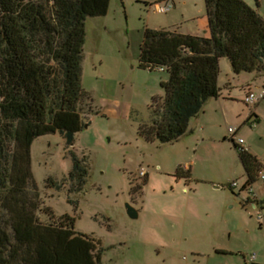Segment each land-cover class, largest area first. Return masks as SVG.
Here are the masks:
<instances>
[{
    "label": "rangeland",
    "instance_id": "374dc122",
    "mask_svg": "<svg viewBox=\"0 0 264 264\" xmlns=\"http://www.w3.org/2000/svg\"><path fill=\"white\" fill-rule=\"evenodd\" d=\"M165 1L176 5L167 14L146 5ZM243 1L264 16V0L259 5ZM205 13V0H111L106 16L86 24L82 83L90 107L84 106L82 116L87 127L72 146L59 133L32 145L42 206L56 219L74 218L77 232L101 242L102 264H264V222L259 219L264 205H244L246 177L226 138L236 124H223L217 141L199 147L191 138L157 147L138 136L151 117L153 100L164 95L161 83L167 79L160 70L140 68L145 30L197 31ZM238 138L257 145L264 165V120L254 127L245 124ZM75 162L80 168L73 180ZM141 168L148 170L147 182L132 194L131 181L141 184L145 177ZM179 168L190 176H177ZM232 182L239 185L233 191ZM254 187L264 202V182ZM127 204L136 209L137 219L129 217Z\"/></svg>",
    "mask_w": 264,
    "mask_h": 264
},
{
    "label": "trees",
    "instance_id": "16d2710c",
    "mask_svg": "<svg viewBox=\"0 0 264 264\" xmlns=\"http://www.w3.org/2000/svg\"><path fill=\"white\" fill-rule=\"evenodd\" d=\"M110 2L0 0V264H102L101 242L77 232L74 218L56 219L42 206L31 149L37 138L53 133L72 146L87 127L86 24L106 16ZM205 5L209 37L144 32L140 68L167 74L164 95L153 100L151 117L139 128L138 136L149 145L181 141L192 120L220 97L221 59L236 75H264V16L243 0H205ZM230 142L247 177L244 187L259 182L263 160ZM78 167L75 162L73 180ZM183 174L191 172L179 168L177 176ZM146 182V176L141 184L132 180L131 193L141 192ZM249 204L257 202L247 199L244 205Z\"/></svg>",
    "mask_w": 264,
    "mask_h": 264
},
{
    "label": "crops",
    "instance_id": "0c3cea01",
    "mask_svg": "<svg viewBox=\"0 0 264 264\" xmlns=\"http://www.w3.org/2000/svg\"><path fill=\"white\" fill-rule=\"evenodd\" d=\"M175 7L176 5L174 3V9ZM199 19L200 23L197 26V31L188 29L181 33L185 35L209 37L210 30L207 11L204 15H201ZM219 64V87L221 88V95L217 99L209 101L203 113L192 120L189 133L183 138H191L193 142L198 144L196 147L208 141H217L219 139L218 128L223 126V124L228 126L235 123L238 127L235 136L238 137L240 129L243 128L245 124L254 127L264 120V98L250 104L245 101L249 93L259 95L264 92V75H257V73H241L236 75L233 73L229 61L227 64L220 60ZM222 71L225 74V79H222ZM243 105H245L246 108H244ZM226 138L231 141L230 134ZM245 144V148L251 153L259 158L262 156L263 153L257 145L251 141L245 142ZM228 186L230 188L231 184H228ZM242 191H244L243 188ZM257 200L260 202L258 198Z\"/></svg>",
    "mask_w": 264,
    "mask_h": 264
},
{
    "label": "built area",
    "instance_id": "2783aa9c",
    "mask_svg": "<svg viewBox=\"0 0 264 264\" xmlns=\"http://www.w3.org/2000/svg\"><path fill=\"white\" fill-rule=\"evenodd\" d=\"M151 8L156 13L167 14L174 9V4L172 2H166L165 1L162 3H155ZM262 98H264V92L259 94V95H256L254 93H249V95H247L245 101L250 104V103H254L258 100H261ZM228 132L231 136V140H233L236 144L243 147V145L245 143L244 140L235 136L237 129L235 127H229ZM140 174H141V176H147L148 170L141 168ZM260 181L264 182V172H262L260 175ZM230 184H231L232 188H237L239 186L237 182H232ZM243 190H244V193H246V195H247V199H249L253 202H257V204H253V206H254V208H258L260 205H258V200H257V195H256V190H255L254 185L243 187ZM259 219L262 222H264V217H262V215H259ZM256 259H257V255L256 254L252 255V260L254 261Z\"/></svg>",
    "mask_w": 264,
    "mask_h": 264
},
{
    "label": "water",
    "instance_id": "95a60500",
    "mask_svg": "<svg viewBox=\"0 0 264 264\" xmlns=\"http://www.w3.org/2000/svg\"><path fill=\"white\" fill-rule=\"evenodd\" d=\"M126 210H127V214L129 215L130 218H132V219L138 218V212L136 211V209L131 204L126 205Z\"/></svg>",
    "mask_w": 264,
    "mask_h": 264
}]
</instances>
